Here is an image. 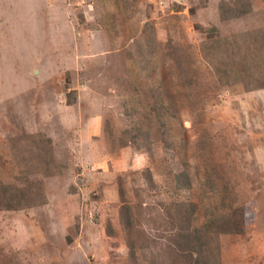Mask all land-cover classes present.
Wrapping results in <instances>:
<instances>
[{"label":"rangeland","instance_id":"obj_1","mask_svg":"<svg viewBox=\"0 0 264 264\" xmlns=\"http://www.w3.org/2000/svg\"><path fill=\"white\" fill-rule=\"evenodd\" d=\"M222 2L0 0V183L46 200L0 208V264L164 260L180 202L202 233L223 218L220 264H264V0Z\"/></svg>","mask_w":264,"mask_h":264},{"label":"trees","instance_id":"obj_2","mask_svg":"<svg viewBox=\"0 0 264 264\" xmlns=\"http://www.w3.org/2000/svg\"><path fill=\"white\" fill-rule=\"evenodd\" d=\"M232 2L230 5H226L225 2L220 4L219 11L222 17L234 18L240 13L250 11L249 7L243 9V4H245L246 0H232ZM223 14L227 15L224 16ZM41 137L42 135H34L28 137V139L34 140L32 146L35 147L34 151L37 155L40 172L44 175H52L57 170L55 168L56 165L52 164L51 146L47 140ZM183 176L184 173H179L176 176L178 188L188 186ZM24 181L26 183L21 188L12 187V191L8 189V184L3 185L0 183V208L2 210L19 211L39 206L46 202L41 181L38 179L29 180L28 177ZM123 196L122 192H120V199L122 201H124ZM123 206L124 208L121 209L120 216L123 220L122 224L124 228H128L127 225L131 219L129 208L125 205ZM172 207L176 208L173 212L167 214V217H172L170 219L178 223V226L171 232V236L166 242L164 252H167L168 255L164 260H160V255L156 256L153 253H149L150 259H148V264H220L219 258L211 252L210 245L203 236L207 238V235H210V238L214 239L215 234L209 229L221 226L223 218L207 221L202 233L201 228H191L194 214V206L192 204L180 202L178 205H173ZM187 207L189 209H186ZM234 230L236 231V229ZM231 231H233V228ZM128 248L129 262L136 264L137 260H134L135 253L137 252L136 247L132 242H128Z\"/></svg>","mask_w":264,"mask_h":264}]
</instances>
